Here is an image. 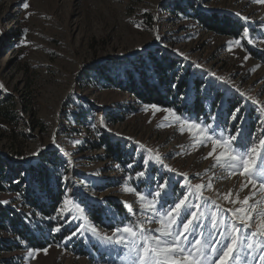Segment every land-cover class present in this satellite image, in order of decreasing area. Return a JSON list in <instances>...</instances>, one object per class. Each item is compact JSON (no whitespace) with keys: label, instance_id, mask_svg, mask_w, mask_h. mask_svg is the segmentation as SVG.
I'll return each mask as SVG.
<instances>
[{"label":"rangeland","instance_id":"obj_1","mask_svg":"<svg viewBox=\"0 0 264 264\" xmlns=\"http://www.w3.org/2000/svg\"><path fill=\"white\" fill-rule=\"evenodd\" d=\"M24 2L0 0V84L4 86L0 89V156L6 172L21 166L24 178L17 181L24 182L23 192L31 185L37 187V180L28 178L32 166L59 176L64 194L52 233L59 227L57 233L63 236L47 247L35 248L4 228L0 239L19 246L1 249L0 264H121L117 254L120 248L105 246L87 229L95 226L100 233L111 235L117 227L139 221L141 228L155 230L163 218L151 211L141 212V201L126 191L127 187L151 200L149 193L157 184L168 181L169 195L156 203L163 213L189 192L191 185L211 181L213 188L202 190L209 202L200 201L204 218L197 229L204 233L206 249L214 246L209 239L213 213L231 221L228 209L246 207L242 203L245 198H252L249 204L264 201L258 186L255 195L250 184L241 190L245 177L229 175L216 164L219 149L208 156L212 143L205 146L197 142L207 133L189 131L172 115L174 112L182 119L218 126L217 132L223 131L225 138L239 129L244 138L238 140L246 144L264 138V2L27 0V9L22 6ZM180 3L194 6L182 11L177 8ZM196 11L237 17L243 31L239 37L210 31L196 19ZM150 50L160 56L169 52L178 57L181 76L189 69V87L183 99L193 78L204 81L203 88H209L213 99L206 104L208 113L189 115L185 110L169 112L158 106L161 110L157 111L121 88L102 86V78L91 69L100 62H109L114 68L127 66L125 59L141 57ZM227 97L236 107L230 104L223 117H217ZM214 101L218 107L212 114ZM235 109H239L235 113L238 123L230 119ZM110 143H118L120 161L110 150ZM44 154H48L45 159ZM156 155L163 164L151 159ZM141 171L146 179L137 178ZM229 192L231 197L224 199ZM237 194L241 203L232 202ZM22 195L6 191L0 194V202L30 216L28 222L50 220L28 206ZM110 201L122 202L125 207L114 227L92 218L94 208L104 203L108 209ZM193 202L192 198L187 201ZM126 205L132 206L135 215ZM260 207L264 205H257ZM127 213L131 220H127ZM152 234L158 235L155 231ZM259 255L258 246L247 250L246 264H259Z\"/></svg>","mask_w":264,"mask_h":264},{"label":"snow or ice","instance_id":"obj_2","mask_svg":"<svg viewBox=\"0 0 264 264\" xmlns=\"http://www.w3.org/2000/svg\"><path fill=\"white\" fill-rule=\"evenodd\" d=\"M260 2H264V0H260ZM22 6L24 9L29 7L27 0ZM244 19L247 20L246 17ZM244 35L247 36L248 33L245 32ZM157 39H159L158 35ZM237 43L239 44L240 41ZM2 88L4 86L0 84V89ZM249 99L251 98L249 97ZM151 107L157 111L161 110L155 105ZM165 111L172 112V110ZM237 112L239 109L234 110L230 119L238 123L235 114ZM172 115L177 122L187 125L189 131H195L197 134L207 133L202 135V138L197 142L203 143L205 146L211 142L213 147L208 156L215 155L219 149L218 155H215L216 164L227 171L229 175L238 173L245 177L241 190L250 184L254 190L253 195H255L257 186L259 191L264 193V138H259L258 142L246 144L242 140H238V137H242V132L239 129L225 138L223 131L217 132L218 126L201 125L198 121L182 119L174 112ZM101 124H103V120H101ZM75 143H79V141ZM151 151L149 150V152ZM151 159L163 164V159L159 155ZM169 170L171 171V169ZM136 176L138 179L147 178L144 171L136 173ZM185 185L188 186L187 179ZM168 187L166 180L157 184L155 191L149 193V196L152 197L151 200H146L143 194L136 192L132 187L125 189L129 193H135L139 198L142 204L141 212L151 211L153 216L163 217L160 220L161 227L155 230L141 228L139 221H130L114 229L111 235L100 233L95 226H90L87 231L105 246H118L120 251L117 254L121 259V264H246L247 250H252L254 246H258L260 250V255L256 259H258L259 264H264V207L257 208V205H264V201H254L249 204V200L252 198H245L242 203L246 207L235 210L228 209L233 217L231 221H228L226 217L218 218L217 214L213 213L209 217L212 221L211 228L213 230L209 233V239L214 242V246L206 249L204 233L203 231L198 232L197 229L201 228V220L204 218L200 203L203 198L202 190L205 187L212 189V182L209 181L207 185H191L189 192L161 213L156 208V203L166 199L169 195ZM231 195V192L225 194L224 199H229ZM190 198L194 202L188 204L187 201ZM203 199L206 203L209 202L207 198ZM232 202L241 203L238 194L236 200ZM212 203L216 209L219 208V205H216L214 201ZM126 207L129 213L135 215L131 205H126ZM68 211L70 212V209ZM55 231H60V228L57 227ZM153 231L158 235H153ZM76 234L73 233V235ZM43 251L47 253V249H43ZM206 251L210 252L211 255H207ZM29 255L31 256L32 253L30 252Z\"/></svg>","mask_w":264,"mask_h":264},{"label":"trees","instance_id":"obj_3","mask_svg":"<svg viewBox=\"0 0 264 264\" xmlns=\"http://www.w3.org/2000/svg\"><path fill=\"white\" fill-rule=\"evenodd\" d=\"M190 4L187 6L180 3L177 4V8L186 11L188 7L194 6V3ZM195 17L207 29L218 34L239 37L244 28L239 18L218 11H196ZM126 60H128L127 66L120 64L114 68L109 66V62H100L91 69L95 70L98 76L102 78L100 81L102 86L121 88L144 103L175 112L185 110L189 115L208 113L206 104L213 100L211 99L212 95L209 88H203L204 81L197 79V77L193 78L188 94L183 99L185 90L189 87L187 81L189 69L181 76V60L175 55L164 52L160 56L157 51L150 50L146 55L131 56ZM216 104L215 101L212 103L210 113L214 114V109L218 107ZM230 104L232 108L236 107L235 103H231L228 98L216 116L222 118ZM243 138L244 132L240 139L243 140ZM109 148L116 155L117 161H120L122 156L118 152V143L112 145L110 143ZM47 155L44 154L43 159ZM20 169L16 167L15 170L6 172V165L0 156V194L6 191L22 193L28 206L32 207L39 215L50 218V220L42 223L38 221L28 222L30 216H26L0 202V230L10 228L21 239L29 242L32 247L44 248L62 239L63 234L52 233V228L56 226L57 207L62 202L64 188L60 183L59 176H53L46 168L32 166L28 178H35L38 182L37 187L31 185L26 192H23L24 182L22 184L20 181L24 176ZM18 178H21L19 182L17 181ZM107 205L108 209L104 203L94 208L92 218L98 224L103 223L114 227L117 225V215H121L125 211V207L119 201H110ZM112 209L115 210L114 214L109 213L112 212ZM130 216L127 213V220H131ZM16 246L19 245L12 241L0 239V250H13Z\"/></svg>","mask_w":264,"mask_h":264}]
</instances>
